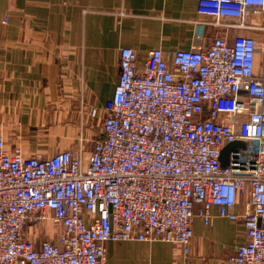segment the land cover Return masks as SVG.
I'll return each instance as SVG.
<instances>
[{
	"label": "built area",
	"instance_id": "2783aa9c",
	"mask_svg": "<svg viewBox=\"0 0 264 264\" xmlns=\"http://www.w3.org/2000/svg\"><path fill=\"white\" fill-rule=\"evenodd\" d=\"M263 12L264 0L198 3L199 15L242 29ZM255 58L245 35L197 34L190 48H155L144 60L123 48L89 151L26 157L0 134V264H105L106 243L133 240L188 255L195 221L212 227L217 217L245 226L234 264H264V65L256 73ZM47 220L61 227L56 241L35 238Z\"/></svg>",
	"mask_w": 264,
	"mask_h": 264
},
{
	"label": "crops",
	"instance_id": "0c3cea01",
	"mask_svg": "<svg viewBox=\"0 0 264 264\" xmlns=\"http://www.w3.org/2000/svg\"><path fill=\"white\" fill-rule=\"evenodd\" d=\"M198 3L0 0V134L8 150L20 145L26 157H51L78 152L82 142L85 149L95 135L88 128L94 119L89 112L96 107L104 117V105L119 82L123 48L144 60L155 48H190L197 34L208 41L245 35L256 41L255 71L261 73L264 12L250 14L242 29L227 26L236 20L217 23L199 15ZM86 147L89 151L92 145ZM194 231L188 255L162 241L108 242L105 264H234L237 247L246 242L242 221L217 217L206 227L197 219Z\"/></svg>",
	"mask_w": 264,
	"mask_h": 264
},
{
	"label": "rangeland",
	"instance_id": "374dc122",
	"mask_svg": "<svg viewBox=\"0 0 264 264\" xmlns=\"http://www.w3.org/2000/svg\"><path fill=\"white\" fill-rule=\"evenodd\" d=\"M83 105L84 102L82 103ZM84 117H87V115H83ZM93 123L89 125V129L93 132L94 137H93V141L87 142L85 143L86 146H90L93 145L92 143H94L95 140L98 139V137L101 135L102 132V127H103V118H95L92 119ZM85 121V120H84ZM85 123V122H84ZM83 125H81V129H82ZM82 131V130H81ZM80 131V132H81ZM2 135V134H1ZM80 139L84 142H86L85 139V133L82 132L80 134ZM84 145L83 142L81 143V146ZM20 146V145H19ZM80 146V147H81ZM85 146V149L88 150L89 148ZM79 147V148H80ZM78 148V147H77ZM78 148V149H79ZM71 151V150H70ZM61 232V227L55 223H53L51 220H47L44 225H42L41 227H39V229L37 230V235L35 236V238L37 239H48V240H52V241H56L57 238L59 237V234Z\"/></svg>",
	"mask_w": 264,
	"mask_h": 264
},
{
	"label": "water",
	"instance_id": "95a60500",
	"mask_svg": "<svg viewBox=\"0 0 264 264\" xmlns=\"http://www.w3.org/2000/svg\"><path fill=\"white\" fill-rule=\"evenodd\" d=\"M228 149H229V147H227L224 151H223V154L224 153H226L227 151H228ZM222 163H223V166H226V165H228V161H227V159H226V157H224L223 155H222Z\"/></svg>",
	"mask_w": 264,
	"mask_h": 264
}]
</instances>
